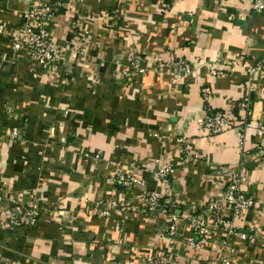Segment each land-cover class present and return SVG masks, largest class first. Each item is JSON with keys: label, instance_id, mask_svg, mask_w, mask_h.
<instances>
[{"label": "crops", "instance_id": "obj_1", "mask_svg": "<svg viewBox=\"0 0 264 264\" xmlns=\"http://www.w3.org/2000/svg\"><path fill=\"white\" fill-rule=\"evenodd\" d=\"M221 2L224 6L220 9L216 5ZM94 4L91 0L89 5ZM173 4L175 13L190 10L191 17L180 21L170 15L171 33L161 25L141 34L137 49L149 57L148 69L141 80L144 93L141 97L133 92L132 81L123 84L113 80L109 71L103 73L110 64L100 66L103 59L97 58L100 55L97 50L91 51L95 61L91 64L86 61L76 68L78 75L70 77L78 90L74 98L68 92L58 94L57 98L52 96L51 87L47 86L51 80L46 79L40 68L24 61L5 62L0 68V124L6 122V102H12L18 134L36 137L43 129L40 117L42 120L55 117L56 106L64 102L74 107L70 116L59 123L67 144L77 140L67 134L92 131L79 123L83 117L95 116L93 131L108 134V138L91 135L93 148L104 150L107 160L44 158L46 170L41 179L56 200L27 234L0 230L1 254L25 264H141L148 256L171 255L211 264L220 254L233 264H264V72L250 74L258 61L264 65V11H251L249 0H175ZM67 9L64 3L59 16ZM20 14L18 0H4L0 5V22L17 26ZM57 19L52 27L61 30L62 24ZM167 19L161 16L156 21ZM8 44L9 38L0 35V52L8 51ZM179 46H184L180 52ZM164 47H170L174 57L181 56L189 62L191 73L186 79L176 81L155 70L151 60ZM95 73L103 81V87L98 93L87 94L83 88L85 79ZM109 84L115 85L114 91L108 89ZM120 90H124L123 95ZM42 94L51 97L47 99L52 105L49 108L38 101ZM90 96L96 101L104 100L103 109L100 103L93 107L87 104ZM237 103L247 105L250 114L236 107ZM105 107H111L113 114L111 119L102 121L99 118L106 117ZM206 108L227 111L237 120L222 132H201L194 119ZM180 140L190 143L198 158L183 161ZM6 147L0 142L2 152ZM36 148L31 142L15 148L16 152H26L28 156L23 160L0 154L3 174L12 187L40 183L39 173L34 170L40 154L31 153ZM155 158L174 166L169 185L153 177ZM115 161L129 167L142 184L130 187L113 184L108 177ZM237 170L245 176L242 188L253 197L254 206L235 220L234 228L249 236L240 239L212 227L204 248L198 250L188 245L191 232L183 217L189 213L198 215L207 202L221 200L225 183ZM143 189L167 194L178 216L175 238L159 236L172 222L167 213L141 209L137 197ZM97 198L107 204L99 205ZM111 198L127 202L126 209H112L108 205ZM104 210L108 211L107 216ZM222 212L230 217L228 209ZM233 247L239 250L236 255L230 252Z\"/></svg>", "mask_w": 264, "mask_h": 264}, {"label": "rangeland", "instance_id": "obj_2", "mask_svg": "<svg viewBox=\"0 0 264 264\" xmlns=\"http://www.w3.org/2000/svg\"><path fill=\"white\" fill-rule=\"evenodd\" d=\"M18 1L20 3L21 22L17 26H9V24L0 22V25H2L0 35L9 38V50L0 52V68L5 62L16 64L19 63L18 60L26 62L35 69L40 68L43 71V75L47 77L46 79L51 80L47 86L51 87V94L55 98L60 97L57 96L58 94H64L65 92L71 93L72 98L75 97L78 90L70 81V77L74 78L75 75H78L76 74V68L83 66L86 61L89 64L95 61L91 53L92 50L100 52L99 57H97L103 59L100 66L104 63L110 64L109 69L106 68L103 73L109 71V76L113 80L123 84L132 81L135 85L133 92L140 97L141 95L143 96L141 80L148 69L147 62L149 57H145L146 55H143L137 49L139 42L141 43V34L143 35V32L146 31L150 32L153 30L151 28L161 27V25L168 27L167 29L171 33L173 22L170 21V15L177 16L180 21H185L192 14L190 10L182 11L179 14L178 12L175 13L176 10L173 8L175 0L166 2L164 0H94L96 2L95 6L89 5L91 0ZM3 2L4 0H0V5ZM118 2L123 3L119 4ZM64 3L68 7V11L59 16L61 13L59 8L63 7ZM223 4L221 2L216 6L221 9L224 6ZM49 11L52 13H48ZM37 16H40V18H37ZM161 16H166L168 19L157 22L156 18ZM57 18H59V23L62 24L61 30H56V28L53 29L52 27ZM178 27L180 28L181 26L179 25ZM125 33L127 37H123ZM142 40L144 39L142 38ZM15 43H18V48L14 47ZM178 48L180 52L184 46H179ZM174 54L171 52L170 47H164L153 55L151 61L154 63L156 71L163 72L170 79L172 78L176 81L184 80L188 77L186 75L191 73L189 62L185 58H181V56L174 57ZM85 80L83 88L85 89L84 92H88L87 94L98 93L103 87V81L98 78L96 73L88 74ZM111 86L108 89L114 91L115 85ZM42 87V91H44V85ZM122 93H124V90L119 91V94L123 95ZM49 98L51 99V97ZM49 98L46 94H42L38 101H40L42 107L49 108L52 106L47 101ZM96 100V98L90 96L87 104L93 107L100 103V108L103 109L104 100ZM105 103L107 105V102ZM56 108V118L51 116L42 120L40 117L39 124L43 125V129L39 135L36 137H33V134L21 136V134H18L19 124L14 122L12 114L13 103L6 102L7 116H5L6 122L0 124V142L1 144H6L7 147L4 152H2L1 148L0 154L5 158L13 159L15 157L23 160L28 155L25 151L16 152L17 149L15 148L26 146L27 142L35 143L39 149H31V153L38 151V154H40L39 161L34 163V170L39 173L38 179L40 183L30 187H12L3 174V169L0 165L1 231L27 234L33 227H30V225L26 226V217L36 215L37 218L33 224L35 225L49 205L56 200L52 196L53 192L49 188L50 191L44 188L45 184L43 183L45 182L42 180V173L46 170L43 163L46 156H49L52 161L73 160L75 157L95 162L102 159L107 160L104 150L95 151L93 148L95 143L93 144L91 135L94 134L96 138H102V135L108 138L107 133H96V131H93V120L96 117L92 115L80 118L79 123L92 131L67 134L68 137L74 138L75 136L74 139H77L75 143L72 142L70 144L69 142L67 144L68 142L63 139L65 137L64 131H61L59 123L63 121L60 119H66L70 116L72 111H74V107L70 103L64 104V102H60ZM110 109L111 107L106 108V117L103 115L99 120L111 119L113 112ZM24 119H27V115ZM23 122L28 125L27 121ZM23 124L22 126H25ZM76 143L78 146H76ZM61 153H63V157ZM118 163L122 164L120 161L112 162L113 168ZM112 173H109V179H111ZM59 183L58 186H60ZM96 201L99 205L107 204L104 199L97 198ZM125 203L127 206L128 203ZM13 212H16V214ZM146 212L153 211L147 210ZM2 252L0 250V257L8 258V256L1 254ZM15 261L23 262L22 260L12 261L11 259L4 262L10 264L11 262L15 263Z\"/></svg>", "mask_w": 264, "mask_h": 264}, {"label": "built area", "instance_id": "obj_3", "mask_svg": "<svg viewBox=\"0 0 264 264\" xmlns=\"http://www.w3.org/2000/svg\"><path fill=\"white\" fill-rule=\"evenodd\" d=\"M251 11H264V0H249ZM168 3V2H167ZM53 9V8H52ZM51 11V10H50ZM48 13H52V12ZM47 14V13H46ZM45 14V15H46ZM40 18V16H37ZM43 18V17H42ZM2 25H0V29ZM34 29V28H33ZM37 31V29H35ZM15 48H18V43L14 44ZM190 71V70H189ZM264 71V65L262 61H258L251 67L250 74L257 75L259 72ZM186 74V73H185ZM190 74V73H189ZM187 74L186 76H189ZM251 87V86H250ZM236 107L246 109V114H250V110L247 105L237 103ZM247 114V115H248ZM195 122L201 132H208L209 134L219 133L231 126L232 122L236 121L237 118L230 115L227 111L220 109H204V112L195 117ZM157 136V134H155ZM179 145L180 152L183 157V161H190L191 159L198 158V154L192 150V146L188 142H183ZM155 168L152 171L153 177L169 185L170 178L174 172V166L167 162H161L159 158H155ZM111 182L113 184L130 187L136 184H142V180L139 176L134 174L129 167L124 164L118 163L114 167ZM245 181V176L241 170H237L231 174V178L225 183V186L221 192V200H211L207 202L201 209L198 215L191 213L185 215V220L190 228L191 235L187 239V244L194 247L195 249H202L207 244V240L211 235V228L218 227L226 232L228 236L231 234L237 236L240 239H246L249 235L246 232L238 231L234 228V222L240 218L247 210L254 206V199L252 196L247 195L242 184ZM171 186V185H170ZM171 188V187H170ZM163 193L156 190L143 189L138 193V200L141 203V209L143 211H161L167 213L172 221L168 226L161 230L159 236L161 238L173 239L177 235L176 221L178 216L171 206L170 199L162 195ZM108 205L111 208L125 210L126 203L123 200L112 198L109 200ZM228 209L230 217H226L223 214V210ZM16 214V212H13ZM103 213L106 215L108 211L105 210ZM37 216L26 217V226L30 225L33 227L34 221ZM16 223V222H15ZM238 249L233 247L230 252L233 255L238 253ZM10 258L0 257V262L9 261ZM14 264H25L20 261H15ZM141 264H201L195 259H186L182 256L171 255L167 257L163 256H148L143 259ZM211 264H233V262L224 254H220L215 257Z\"/></svg>", "mask_w": 264, "mask_h": 264}, {"label": "trees", "instance_id": "obj_4", "mask_svg": "<svg viewBox=\"0 0 264 264\" xmlns=\"http://www.w3.org/2000/svg\"><path fill=\"white\" fill-rule=\"evenodd\" d=\"M164 1L166 2V1H170V0H164ZM59 10L62 11V10H63V7L61 6V7L59 8Z\"/></svg>", "mask_w": 264, "mask_h": 264}]
</instances>
